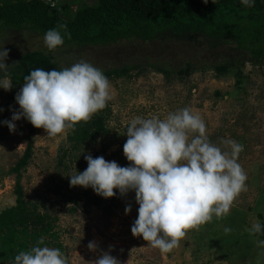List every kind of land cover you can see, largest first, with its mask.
<instances>
[{
    "label": "rangeland",
    "instance_id": "1",
    "mask_svg": "<svg viewBox=\"0 0 264 264\" xmlns=\"http://www.w3.org/2000/svg\"><path fill=\"white\" fill-rule=\"evenodd\" d=\"M55 2L68 4V12L73 14L76 8L94 5L97 0ZM43 38L36 32H0V49L4 47L9 52L5 60L8 69L21 52L35 49L50 52L63 68L82 60L102 72L137 67L126 76L108 78L111 85V99L105 107L108 133L96 143L86 145H76L70 140L71 129L55 137L47 136L43 128L30 134L23 117L15 121L16 130L10 132L3 122L10 121L13 113L20 110L15 96L22 87L14 93L0 88V212L16 205V176L9 170L30 144L31 156L19 173L22 201L35 205V214L45 215L53 223L52 232L57 239L43 235L42 247L60 249L69 264H91L110 246V254L120 264H264V248L256 243L264 239L248 231L254 223L264 225V67L245 63L241 84L235 86L233 71L217 74L210 67L218 59L219 49L204 51L195 46L186 49L182 43L147 46L122 42L105 48L62 45L49 51ZM186 61L200 68L190 76L172 73L166 77L150 64L183 67ZM185 107L203 119L212 143L223 147L221 140L231 139L243 146L237 162L247 175V191L239 194L227 216L219 219L213 216L199 230H188L178 247L162 253L131 233L139 208L134 191L118 198L101 196L99 205L88 206L87 197L96 193L91 187H71L70 175L87 168L84 157L89 154L93 158L103 156L121 167L130 166L123 145L131 120L152 116L164 119ZM104 144L109 147L103 152ZM76 195L79 200L71 201ZM129 204L131 212L126 215ZM226 227L232 229L228 234L224 231ZM92 241L97 245L94 252L87 247Z\"/></svg>",
    "mask_w": 264,
    "mask_h": 264
},
{
    "label": "clouds",
    "instance_id": "2",
    "mask_svg": "<svg viewBox=\"0 0 264 264\" xmlns=\"http://www.w3.org/2000/svg\"><path fill=\"white\" fill-rule=\"evenodd\" d=\"M241 3L253 6L252 0ZM61 30L71 38L64 24L47 30L43 39L49 51L64 44ZM8 55L7 49H0V70L5 73L0 88L5 91L12 88L7 74L9 66L5 63ZM110 89L103 72L83 60L62 70L36 68L24 77L15 96L20 110L3 123L14 132L15 121L23 117L34 127L43 128L47 136L55 137L74 129L81 121L88 122L93 114L103 110L111 99ZM126 136L123 154L130 166L121 167L103 156L86 155L87 168L70 175V186L91 187L104 198L114 197V189L121 196L134 191L139 208L131 233L162 253L178 247L188 230H199L213 216L217 219L227 216L235 199L247 191V175L237 162L243 146L231 139H222L223 147L212 143L205 122L190 108L169 113L164 119L136 117L127 127ZM130 212L129 204L125 214ZM224 231L228 234L232 229L226 227ZM248 231L261 233L262 225L254 223ZM43 243V238L37 242ZM256 243L264 248V240ZM87 247L93 252L97 250L94 241ZM111 250L112 246L107 252L101 251L91 264H120L110 254ZM14 264H69V261L58 248L35 246L19 252Z\"/></svg>",
    "mask_w": 264,
    "mask_h": 264
},
{
    "label": "trees",
    "instance_id": "3",
    "mask_svg": "<svg viewBox=\"0 0 264 264\" xmlns=\"http://www.w3.org/2000/svg\"><path fill=\"white\" fill-rule=\"evenodd\" d=\"M252 2L253 6L248 7L241 0H208L207 3L204 0H97L94 5H82L69 14V5L65 3L55 2L53 7L46 0H0V32L28 31L44 36L47 30L64 24L71 38L64 30L61 35L63 45L68 46L105 48L122 42L147 46L182 43L186 49L190 46L204 51L219 49L218 59L210 67L217 74L233 71L235 86H240L245 63L264 67V0ZM17 57L16 63L7 70L12 93L23 86L24 77L36 68L63 69L50 52L43 50H26ZM150 64L166 77L172 73L190 76L199 67L191 61L184 62L183 67L170 63L168 66ZM136 67L114 68L103 74L107 78H118ZM201 69L205 70L203 66ZM4 75V72L0 73V79ZM107 117L108 110L104 108L88 122L76 124L71 129L70 140L76 145L96 143L108 133ZM27 122L28 131L33 134L36 127ZM108 147L104 144L102 151ZM30 156L31 146L27 144L22 157L9 170L16 176V205L0 212V264H14L19 252L42 247L44 243L38 245L37 242L43 235L57 239V234L52 232L53 223L45 215L35 214V205L22 201L19 173ZM120 195L116 190L115 197ZM101 199L95 194L87 197L85 205H99ZM70 200L77 202L79 196ZM258 236L264 239L263 224Z\"/></svg>",
    "mask_w": 264,
    "mask_h": 264
},
{
    "label": "built area",
    "instance_id": "4",
    "mask_svg": "<svg viewBox=\"0 0 264 264\" xmlns=\"http://www.w3.org/2000/svg\"><path fill=\"white\" fill-rule=\"evenodd\" d=\"M47 2L50 3L51 6L55 3V1L52 0H47Z\"/></svg>",
    "mask_w": 264,
    "mask_h": 264
}]
</instances>
